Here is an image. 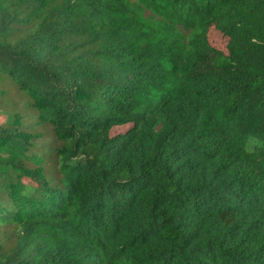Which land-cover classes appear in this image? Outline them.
Returning a JSON list of instances; mask_svg holds the SVG:
<instances>
[{
    "label": "trees",
    "instance_id": "16d2710c",
    "mask_svg": "<svg viewBox=\"0 0 264 264\" xmlns=\"http://www.w3.org/2000/svg\"><path fill=\"white\" fill-rule=\"evenodd\" d=\"M0 84V264H264V0H0Z\"/></svg>",
    "mask_w": 264,
    "mask_h": 264
},
{
    "label": "rangeland",
    "instance_id": "374dc122",
    "mask_svg": "<svg viewBox=\"0 0 264 264\" xmlns=\"http://www.w3.org/2000/svg\"><path fill=\"white\" fill-rule=\"evenodd\" d=\"M208 37H209L210 43L215 48L219 49L220 51H222L224 53H228L229 38L225 34H223L221 31H219L216 27H211L208 30ZM1 86H3V85L0 84V87ZM10 92H11V89L9 88V95L10 96H7V94H6L1 99L0 109H4V108L5 109H11V106H7L6 99L8 100L9 97L15 98L16 96L15 97L11 96ZM23 108H24V106H23ZM28 112L31 113V111H28ZM34 122H35L34 119H31V118L26 119V123L29 125L30 130H33V131L42 130L45 133L44 137L40 141V144L38 145V147H36L35 151L40 152L41 154H44L46 156L47 165H50V164H52V160H51L52 154H50V152L54 148V146L56 145V142L54 140V135L49 128H46V127L40 126V125L34 127V125H33ZM138 128H139V125L136 123H130V124H125V125H113L111 127L110 134L112 136H115L119 133H127V132H131V131H134L135 133H137ZM86 129H88V128H86ZM99 131L100 130H98V129H94L92 132V135L90 136V139L87 140L86 148L88 150H90V152L93 151V146H94L93 144L95 142V137L98 135Z\"/></svg>",
    "mask_w": 264,
    "mask_h": 264
}]
</instances>
